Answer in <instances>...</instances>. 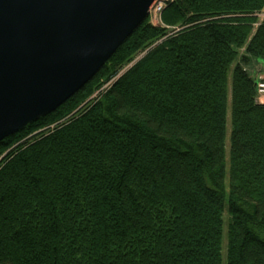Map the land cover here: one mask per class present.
<instances>
[{"label": "trees", "instance_id": "obj_1", "mask_svg": "<svg viewBox=\"0 0 264 264\" xmlns=\"http://www.w3.org/2000/svg\"><path fill=\"white\" fill-rule=\"evenodd\" d=\"M262 10L170 0L0 141V264H264Z\"/></svg>", "mask_w": 264, "mask_h": 264}, {"label": "water", "instance_id": "obj_2", "mask_svg": "<svg viewBox=\"0 0 264 264\" xmlns=\"http://www.w3.org/2000/svg\"><path fill=\"white\" fill-rule=\"evenodd\" d=\"M154 0H0V141L60 106Z\"/></svg>", "mask_w": 264, "mask_h": 264}, {"label": "built area", "instance_id": "obj_3", "mask_svg": "<svg viewBox=\"0 0 264 264\" xmlns=\"http://www.w3.org/2000/svg\"><path fill=\"white\" fill-rule=\"evenodd\" d=\"M168 1L170 0H154L147 15L150 23L157 25L161 22L160 13ZM256 101L258 103L264 104V77L259 78L256 81Z\"/></svg>", "mask_w": 264, "mask_h": 264}, {"label": "rangeland", "instance_id": "obj_4", "mask_svg": "<svg viewBox=\"0 0 264 264\" xmlns=\"http://www.w3.org/2000/svg\"><path fill=\"white\" fill-rule=\"evenodd\" d=\"M257 15H258V17L259 18H261V17H263V15H264V10H262L261 12H258L257 13ZM161 23V22H160ZM159 23V24H160ZM156 25V24H155ZM142 55V53L141 54H139L136 58H138V57H140ZM135 58V59H136ZM253 64H256L255 66L253 65ZM261 68V67H263V69H264V60L263 61H258L257 63L256 62H254V61H251V63H250V67L249 68H251L252 70H258L257 68ZM125 68H123L122 69V71L124 70ZM262 77H264V73L263 74H256V81L259 79V78H262ZM106 86H107V84H105L102 88L104 89V88H106ZM228 134H229V123H228V129H227V140H226V145L228 144ZM225 183H227V178L225 179ZM225 221L227 220V215L225 214ZM224 252H225V240L223 241V254H224Z\"/></svg>", "mask_w": 264, "mask_h": 264}, {"label": "crops", "instance_id": "obj_5", "mask_svg": "<svg viewBox=\"0 0 264 264\" xmlns=\"http://www.w3.org/2000/svg\"><path fill=\"white\" fill-rule=\"evenodd\" d=\"M254 62H256V61H254ZM258 62V61H257ZM256 62V63H257ZM254 66L256 65V64H253ZM257 68V67H256ZM258 70H252V72H253V75H254V77H256V74H263L264 73V69H263V67H261L260 69L259 68H257Z\"/></svg>", "mask_w": 264, "mask_h": 264}]
</instances>
